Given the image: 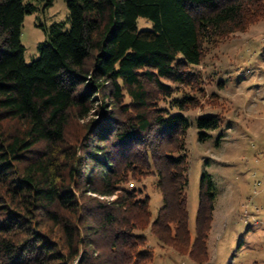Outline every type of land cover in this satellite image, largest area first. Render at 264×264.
Masks as SVG:
<instances>
[{
    "label": "trees",
    "instance_id": "16d2710c",
    "mask_svg": "<svg viewBox=\"0 0 264 264\" xmlns=\"http://www.w3.org/2000/svg\"><path fill=\"white\" fill-rule=\"evenodd\" d=\"M53 2L0 0V264H149L155 253L139 232L150 225L209 264L210 175L194 241L187 196L184 112L199 101L174 94L195 84L190 68L208 47L264 19V0H66L68 22L45 27L28 64L25 18ZM140 18L152 28L140 30ZM197 124L205 141L221 116ZM152 176L164 197L154 222L136 186Z\"/></svg>",
    "mask_w": 264,
    "mask_h": 264
},
{
    "label": "rangeland",
    "instance_id": "374dc122",
    "mask_svg": "<svg viewBox=\"0 0 264 264\" xmlns=\"http://www.w3.org/2000/svg\"><path fill=\"white\" fill-rule=\"evenodd\" d=\"M37 7V11L26 16L22 29L28 64L40 57L39 45L47 39L45 27L68 22L69 17L66 0H54L47 8L44 4ZM152 26L147 19L138 21L140 30ZM190 70L197 76L195 84L178 86L174 98L190 96L199 101V107L184 112L192 124L186 138L192 240L197 235L201 183L208 173L217 195L208 239V263L264 264V19L208 47L202 64ZM170 101L161 106L169 107ZM172 112L179 113L178 108ZM214 115L221 116V126L209 131V138L203 141L197 121ZM77 130L74 124L70 136ZM136 186L145 188L150 197L151 221H156L164 206L157 177H149ZM139 233L147 238L155 253L149 264H199L189 253L165 245L152 225Z\"/></svg>",
    "mask_w": 264,
    "mask_h": 264
}]
</instances>
